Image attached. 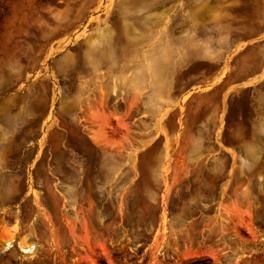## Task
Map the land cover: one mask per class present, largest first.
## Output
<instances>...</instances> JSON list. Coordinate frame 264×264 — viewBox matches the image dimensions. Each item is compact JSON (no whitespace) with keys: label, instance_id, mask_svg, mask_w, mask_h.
<instances>
[{"label":"rangeland","instance_id":"obj_1","mask_svg":"<svg viewBox=\"0 0 264 264\" xmlns=\"http://www.w3.org/2000/svg\"><path fill=\"white\" fill-rule=\"evenodd\" d=\"M0 264H264V0H0Z\"/></svg>","mask_w":264,"mask_h":264},{"label":"bare ground","instance_id":"obj_2","mask_svg":"<svg viewBox=\"0 0 264 264\" xmlns=\"http://www.w3.org/2000/svg\"><path fill=\"white\" fill-rule=\"evenodd\" d=\"M31 247V246H30ZM31 251V250H30Z\"/></svg>","mask_w":264,"mask_h":264}]
</instances>
